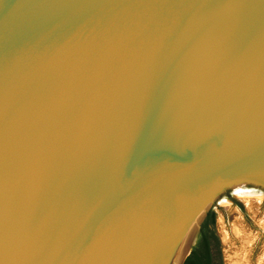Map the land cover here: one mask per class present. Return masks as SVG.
Instances as JSON below:
<instances>
[{
  "label": "water",
  "instance_id": "water-1",
  "mask_svg": "<svg viewBox=\"0 0 264 264\" xmlns=\"http://www.w3.org/2000/svg\"><path fill=\"white\" fill-rule=\"evenodd\" d=\"M246 184L264 0H0V264H183Z\"/></svg>",
  "mask_w": 264,
  "mask_h": 264
},
{
  "label": "rangeland",
  "instance_id": "rangeland-1",
  "mask_svg": "<svg viewBox=\"0 0 264 264\" xmlns=\"http://www.w3.org/2000/svg\"><path fill=\"white\" fill-rule=\"evenodd\" d=\"M211 209L220 239L214 264H264V190L251 184L226 189Z\"/></svg>",
  "mask_w": 264,
  "mask_h": 264
},
{
  "label": "trees",
  "instance_id": "trees-1",
  "mask_svg": "<svg viewBox=\"0 0 264 264\" xmlns=\"http://www.w3.org/2000/svg\"><path fill=\"white\" fill-rule=\"evenodd\" d=\"M216 213L213 209L207 215L199 230L196 243L183 264H214L220 258V239L215 231Z\"/></svg>",
  "mask_w": 264,
  "mask_h": 264
},
{
  "label": "bare ground",
  "instance_id": "bare-ground-1",
  "mask_svg": "<svg viewBox=\"0 0 264 264\" xmlns=\"http://www.w3.org/2000/svg\"><path fill=\"white\" fill-rule=\"evenodd\" d=\"M239 188V187H238ZM185 241H184V239H183V241H182V243H184ZM183 252V251H182ZM180 253V252H179ZM173 264H176L175 262L173 263Z\"/></svg>",
  "mask_w": 264,
  "mask_h": 264
}]
</instances>
